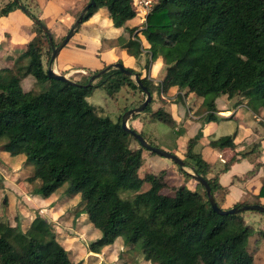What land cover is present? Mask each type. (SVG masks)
Segmentation results:
<instances>
[{"label": "trees", "instance_id": "obj_1", "mask_svg": "<svg viewBox=\"0 0 264 264\" xmlns=\"http://www.w3.org/2000/svg\"><path fill=\"white\" fill-rule=\"evenodd\" d=\"M19 1L8 0L0 7V16L20 8ZM131 2L93 0L80 23L104 8L112 26L126 32L120 48L136 46L140 51L139 40L132 37L135 27L125 25L135 16ZM21 10L31 21V36L12 46L3 57L8 64L0 65V150L10 156L23 155V165L34 166L29 174L38 177L39 184L32 195L47 198L68 182L66 194L80 195L77 213H83L84 221L99 232L86 245L91 253L120 240L124 248L140 242V253L157 255V264H253L252 253L242 244L251 231L243 212L219 214L213 210L203 186L179 166L184 178L179 185L168 184L163 169L140 177L137 170L143 148L130 146L133 137L120 127L121 116L113 122L100 107L87 101L95 88L110 97L121 87L141 92L131 76L109 68L94 83L83 86L91 74L109 64L100 61L98 67H86L89 76L83 81L48 78L45 69L51 46L71 25L54 40L40 17L25 7ZM33 18L44 24L50 40ZM142 24L150 58L158 57L165 64L164 74L158 81L148 77V61L142 71L123 67L136 75L150 95L175 88L202 98L204 113L199 120L204 121L218 119L214 99L220 95L228 99L238 96L251 112L264 108V0H156ZM23 58L28 59L26 66ZM67 69L59 66L58 73ZM25 76L35 80V91L20 85ZM151 101L142 112L174 128L172 115L160 106L151 110ZM129 128L136 131L131 124ZM136 132L145 139L142 132ZM234 136H219L208 146L233 149ZM196 140V136L189 137L178 158L193 175L206 180L217 207L264 206L260 200L264 183L254 194L255 201L227 203V190L216 174H210V163L192 151ZM188 179L193 180L191 187ZM146 181L149 186L141 190ZM121 192L132 195L122 198ZM0 264H82V260L74 262L53 232L41 239L15 224L0 231Z\"/></svg>", "mask_w": 264, "mask_h": 264}, {"label": "rangeland", "instance_id": "obj_2", "mask_svg": "<svg viewBox=\"0 0 264 264\" xmlns=\"http://www.w3.org/2000/svg\"><path fill=\"white\" fill-rule=\"evenodd\" d=\"M7 1L8 0H0V7L4 6ZM20 2L29 7L27 3L29 0L27 2L26 0H20ZM33 8L34 5L32 6V9ZM33 12V15H36V12ZM134 21L135 19L132 20V22ZM118 30L119 32L117 30L115 31L117 33L115 38H102L101 47L103 49H108L110 47L117 49L120 48L121 43L127 38L125 31L122 32L121 29ZM143 34L144 32H140V35L143 36ZM56 37L57 35L55 34L54 40ZM141 37L140 39L145 43L142 45L140 43L141 50L137 51L136 46L123 50L122 52L124 53L121 54V61H123L122 64L124 63V67L133 71H142L144 64L148 61L147 69L150 66V76L153 80L158 81L164 74L165 64L158 57L150 58V53H148L150 49L148 48V42L145 40V35L142 38ZM140 41L141 40H139V42ZM108 58L113 60L111 63L117 61L114 55H109ZM22 62L26 66L28 59L23 58ZM42 63L45 67L44 57L42 58ZM65 74L70 80L74 81H83L89 76L88 71L82 73L71 71ZM95 81L96 79L92 83ZM34 83L35 80L31 76H25L20 80V85L23 88L31 89L33 91L37 89ZM167 93L173 99H169L166 103H173L178 107L179 105L184 106L186 104L188 105V108L191 109L190 106H192L194 104L193 101L197 99L193 94H184V90H177L175 88L171 91H167ZM167 93H164L163 95H166ZM150 96L152 99L149 105L151 110L156 109L158 106H164L165 99L162 100L160 97V91L155 90ZM236 98H238V96H235L234 99ZM86 99L88 102L100 107L104 114L114 122L122 115L124 112L123 109L127 110L139 105L144 99V94L138 89L121 87L118 92L110 97L103 89L95 88ZM169 108L171 107H166L168 111L170 110ZM198 109H202L204 112L203 104H201L200 107H196L195 110ZM199 110L197 111L198 113ZM213 121L214 120L211 119L209 121L200 120L196 123L199 126L202 125L213 128ZM262 123L263 121H260V127ZM127 124L128 126L131 124L136 131L142 132L145 140L152 142L154 146L168 152H173L177 157L180 156L179 152L181 148L172 151L165 143L168 140L167 136L170 135L169 140H171L175 135L174 138L179 139V144L184 141V138L191 137L190 133L185 132V130H182L181 133L174 134L171 127L151 119L148 113L142 111L138 112L136 116L129 118ZM235 125V122L231 121L227 125V129H225L226 131L223 132L230 134L234 130ZM171 134H173V136H171ZM246 145L247 144H242V146H239V151L244 150ZM130 146L138 147V143L131 139ZM192 151L198 152L199 146L194 145ZM23 158V155L10 156L6 152L0 151V231H2L6 225L13 226L18 224L22 228H25L28 233L31 231L35 232V234L40 236L41 239H44L50 234V232H53L65 250H68L69 257L74 262L82 260V264H86L87 262H89V264H157V255L150 256L140 253V242L130 248H124L120 240L110 246L102 248L96 256H92L95 260L90 262V256L88 255L91 254L87 250L86 245L89 241L96 239L99 236V232L96 229L91 228V225L83 220V215L80 216L77 213L76 204L79 201L80 195L68 196L65 192L68 182H64L46 198L47 204L39 206L36 202H33L32 205H28L27 199H29L30 196H33L32 190L38 186L39 179L38 177L29 174L34 169V166L23 165ZM141 158L142 161L137 170V174L140 177L144 176L146 173H156L158 170L163 169L165 171L164 179L168 184L179 185L184 182V178L178 170V165L174 164L171 160L154 153L150 154V152L145 149L141 152ZM165 164H168V166ZM165 166L166 168H164ZM182 169L191 173V170L188 167H182ZM9 180L12 181V184ZM2 181L6 186H3ZM186 182L190 187L193 185V180L191 179H188ZM9 185H12L11 187L13 188L23 190L24 193L18 191L20 193L16 194L12 188H8ZM148 186L149 182H143L141 190H145ZM165 191L166 190L164 189L163 192ZM131 195L132 193L130 192L120 193L122 198ZM242 215L245 223L248 224L251 229L248 236L244 238L242 244L245 245L251 253L258 249V253L254 255L252 263L259 264V262H261L260 257H263L264 254V248H261L264 243V235L262 234V230H264V216L260 212L253 210L243 211ZM257 243H259V245Z\"/></svg>", "mask_w": 264, "mask_h": 264}, {"label": "crops", "instance_id": "obj_3", "mask_svg": "<svg viewBox=\"0 0 264 264\" xmlns=\"http://www.w3.org/2000/svg\"><path fill=\"white\" fill-rule=\"evenodd\" d=\"M27 1L28 0H26V2ZM86 1L87 0H29V2H27L29 7L25 6L20 1L19 3L32 14H34L33 11H35V16L40 17L44 24L51 30L53 39L55 34L57 35L55 39L57 40L67 27L72 24ZM33 5L34 8L32 9ZM102 10L104 11V16ZM105 13L107 14L104 8H99L87 20L79 23L74 28L67 43L58 51V55H56L53 60L52 68L56 72H58V67L60 66L61 68H68L65 73L71 71L82 73L88 71L86 67L90 69L98 67L100 61L109 64L113 62L112 59L108 58L109 55H114L116 60H122L121 54L124 53L122 51L125 49H117L114 47L103 49L101 47L102 38H115L117 36L115 31L117 30L119 32L118 29L124 32L123 27H113L108 15ZM133 19H135L134 22H132ZM125 25L135 26L132 37L135 39L139 38L138 40H141V45L145 44L144 41L140 39L142 36L140 32H144V30L137 16L127 20ZM144 35L145 34H143V36ZM30 36L31 21L20 8L8 12L5 16H0V65L8 64V62L3 60V57L7 53H10L12 46L23 44ZM122 62L123 61H121V64ZM149 67L147 69V74L148 77L152 78L150 76ZM173 89L174 88H170L168 91ZM220 96L214 99V106L216 109L214 115L219 119L213 121V128L201 125L200 133H198V128L200 126L196 122L200 121L199 117L204 112L202 109H198V113V110L195 109L202 104V98L197 97V99L193 101L194 104L190 106V109L186 104L184 105L185 107L182 105L178 107L176 104L166 103L169 99L172 100L173 98L170 97L168 93L166 95L161 93L160 97L162 100L165 99V104L160 107H163L175 119L176 124L175 127L172 128L174 134L181 133L182 130H185V132L190 133L191 137L194 135L197 137L195 145L199 146L198 152L210 163V174H216L219 184L224 186L227 190L225 197L226 202H252L256 200L254 194L257 192L260 185L264 183V155L262 154L263 137L260 129V121H264V108H258L256 112H251L245 107L243 102L241 103V101H239V98L234 99L235 97H232L228 99L225 95ZM168 106L172 108H169V111L166 109ZM231 121H234L236 124L234 130L230 133L235 134L233 140L234 148H214L208 146L210 140H214L219 136L228 135V133H224L223 131H226L225 129H227L226 127ZM171 136H173V134H171ZM174 136L171 140H169L170 135L167 136L168 140L165 143L172 151L181 148L179 152L181 156L185 150V142L189 137L184 138V141L179 144V139L174 138ZM242 144L247 145L244 150L239 151V146H242ZM231 159L235 160L230 162L228 166L223 169L224 165ZM165 165L168 166V164ZM166 166L164 168H166ZM9 182L11 183L12 181L9 180ZM2 184L6 186L3 181ZM11 186L12 185H9L8 188H12L16 194L20 192L24 193L23 190ZM260 200L264 203V198ZM27 202L28 205H32L33 202H36L39 206L47 204L46 198H40L34 195L32 197L30 196ZM78 214L80 216L83 215L84 220V214ZM257 244L259 245V243ZM261 248H264V243ZM256 253H258V249L252 252L253 257ZM90 254L91 255H88L90 257L97 255V253L91 252ZM94 260L95 258L93 259L92 257L90 262ZM260 260L261 262H259V264H263L264 254L263 257H260Z\"/></svg>", "mask_w": 264, "mask_h": 264}, {"label": "water", "instance_id": "obj_4", "mask_svg": "<svg viewBox=\"0 0 264 264\" xmlns=\"http://www.w3.org/2000/svg\"><path fill=\"white\" fill-rule=\"evenodd\" d=\"M17 1V0H14ZM93 5V0H88L86 4L83 5V7L81 8L80 12L78 13L77 17L74 19V21L72 22L71 26L69 27V29L67 30V32L64 34L63 38L60 39L58 41V43L55 46H51V50H50V57L48 59V65L45 69V75L48 78L51 79H57V80H61V81H69L70 79L66 76V74H60L58 72H56L53 68H52V63L54 58L56 57L58 51L60 50V48L67 42V40L70 38V36L73 33L74 28L80 23L81 18L83 16V14L85 13V11L91 6ZM19 7L21 9H24V7L19 4ZM41 29V31L43 33H45L47 35L48 40H50V34L47 31L46 27L44 26V24H42L39 20L33 18L32 19ZM109 68H116L117 70H119L121 73H123L124 75L127 76H131L134 80V82L136 83L137 87L141 90V92L144 94V99L143 101L135 106L132 107L130 109L125 110L121 117H120V127L122 128V130L126 131L127 133H129L133 139L136 140V142L138 143V145L140 147H142L143 149L157 154L163 158H167L169 160H171L174 164L178 165L179 167H183V161L178 158L177 156H175L173 153L159 149L158 147L149 144L138 132L132 130L129 128L127 121L129 118H131L134 114H137L138 112H141L143 110V108L146 106V104L150 101L151 96L150 93L147 91V89L142 86L136 75L131 74L130 71L126 68H124L122 66L121 63L119 62H114V63H110L108 64L106 67H104L103 69L99 70L97 73H93L88 77L87 82L83 85V86H87L89 84H91L95 79H97L99 77V75H101L102 73H104L105 71H107ZM188 172V171H187ZM190 173V172H188ZM193 176V179L198 182L200 185L203 186L205 194L207 195V200L209 202L210 207L217 211L219 214H228V213H234V212H243V211H258L262 214H264V206L260 205V204H256V203H252V204H243L240 206H234L228 209H220L219 207H217L216 203L214 202L211 194H210V189L209 186L206 182V180L204 178H202L201 176L197 175H193L192 173H190Z\"/></svg>", "mask_w": 264, "mask_h": 264}, {"label": "built area", "instance_id": "obj_5", "mask_svg": "<svg viewBox=\"0 0 264 264\" xmlns=\"http://www.w3.org/2000/svg\"><path fill=\"white\" fill-rule=\"evenodd\" d=\"M155 3L156 0H132L131 4L134 8L135 16L139 18L141 23L144 22L146 15L151 11ZM260 129L263 137L262 154L264 155V121Z\"/></svg>", "mask_w": 264, "mask_h": 264}]
</instances>
